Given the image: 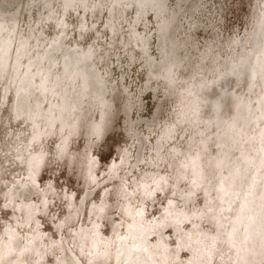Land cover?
Wrapping results in <instances>:
<instances>
[{
  "label": "clouds",
  "instance_id": "clouds-1",
  "mask_svg": "<svg viewBox=\"0 0 264 264\" xmlns=\"http://www.w3.org/2000/svg\"><path fill=\"white\" fill-rule=\"evenodd\" d=\"M0 264H264V0H0Z\"/></svg>",
  "mask_w": 264,
  "mask_h": 264
}]
</instances>
